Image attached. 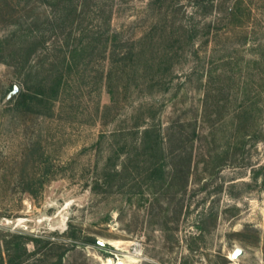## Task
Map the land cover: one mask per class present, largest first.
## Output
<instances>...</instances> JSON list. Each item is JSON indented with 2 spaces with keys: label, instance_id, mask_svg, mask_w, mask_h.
Masks as SVG:
<instances>
[{
  "label": "rangeland",
  "instance_id": "obj_1",
  "mask_svg": "<svg viewBox=\"0 0 264 264\" xmlns=\"http://www.w3.org/2000/svg\"><path fill=\"white\" fill-rule=\"evenodd\" d=\"M149 1L101 2L112 9V29L136 39L149 24ZM235 2L228 0V6ZM244 2L242 22H222L201 63L177 66L175 89L166 100L140 81L125 98L116 73L113 104L111 64L96 57L83 85L58 104L54 119L21 115L2 107L18 78L0 62V240L13 233H63L72 225L104 245L78 244L63 264H264V180L252 181L253 171L264 168V140L245 136L264 132V76L256 64L264 55V0ZM88 3L95 9L94 0ZM40 5L0 0V38L21 18L42 13ZM183 5L190 11L188 0ZM87 23L93 24L90 18ZM149 103L166 104L160 114L163 135L182 134L188 149L193 147L187 190L176 187L144 198L94 195L92 186L117 150L114 131L126 128L127 118ZM250 104L254 122L238 129L239 115ZM211 211L218 217L215 226L207 219ZM203 219L207 231L201 235L197 225ZM237 248L244 255L234 260Z\"/></svg>",
  "mask_w": 264,
  "mask_h": 264
},
{
  "label": "trees",
  "instance_id": "obj_2",
  "mask_svg": "<svg viewBox=\"0 0 264 264\" xmlns=\"http://www.w3.org/2000/svg\"><path fill=\"white\" fill-rule=\"evenodd\" d=\"M37 1L42 5V13L21 18L0 38V62L14 69L19 87L18 94L3 105L16 86L12 85L1 102L3 108L18 114L48 119L57 116L58 104L68 98L73 88L83 85L89 63L96 57H104L111 64L107 82L113 104L116 92L112 79L116 73L125 98L132 83L140 81L150 89L157 88L166 100L175 89L177 66L189 60L201 63L206 58L202 57L203 52L219 36L220 24L226 20L228 26L241 23L247 12L244 0H235L230 7L228 0H188L190 11L184 7V0H150L147 28L138 38L129 39L112 29V9L101 2L104 0H94L95 9H91L89 0ZM32 10L38 11L36 6ZM256 64L263 68L264 76V55ZM208 74L213 77L212 70ZM119 94L117 89V109ZM165 106V103L162 107L155 103L140 106L125 121L130 123L126 128L117 127L113 133L117 137V150L92 186L94 195L106 199L120 193L129 198H144L148 193L155 195L176 187L187 190L193 147L188 149L189 140H184L182 134L163 135L160 114ZM252 107L250 104L239 115L238 129L254 122ZM255 134L245 136L264 140V132ZM175 140L182 144L178 149L173 147ZM261 177L264 180V168L253 171L254 184ZM31 194L36 196L34 191ZM207 219L215 226L218 217L211 211ZM206 222L203 219L197 225L201 235L207 231ZM78 244L100 246L97 239L83 236L72 225L63 233L42 237L9 234L0 240V264H63L66 255Z\"/></svg>",
  "mask_w": 264,
  "mask_h": 264
},
{
  "label": "water",
  "instance_id": "obj_3",
  "mask_svg": "<svg viewBox=\"0 0 264 264\" xmlns=\"http://www.w3.org/2000/svg\"><path fill=\"white\" fill-rule=\"evenodd\" d=\"M18 92H19V87L15 86L14 90L6 97L4 102H8L9 100H11L14 96H16L18 94ZM98 244L100 246L104 245V243H102V242H98ZM243 255H244V251L240 248H237V249H235V251L232 254V259L237 260L240 257H242Z\"/></svg>",
  "mask_w": 264,
  "mask_h": 264
}]
</instances>
